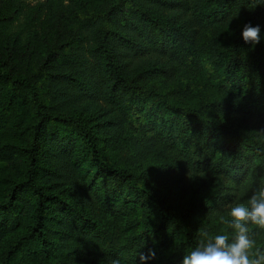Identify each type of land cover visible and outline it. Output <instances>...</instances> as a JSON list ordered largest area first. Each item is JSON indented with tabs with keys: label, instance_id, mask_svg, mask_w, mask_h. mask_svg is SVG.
<instances>
[{
	"label": "trees",
	"instance_id": "obj_1",
	"mask_svg": "<svg viewBox=\"0 0 264 264\" xmlns=\"http://www.w3.org/2000/svg\"><path fill=\"white\" fill-rule=\"evenodd\" d=\"M102 1L103 7H79V22L90 29L83 63L68 58L69 64L54 61L52 67L49 55L31 70L0 65V121H7L10 136L24 141L0 153L1 159L17 158L22 171L20 177L0 176V240L28 216L27 226L0 247V264H142L140 254L150 250L155 258L144 264H181L200 233L221 232L209 214L246 201L264 178V117L255 114L264 116V0ZM254 2L261 5L254 9ZM154 5L185 11L187 19L164 18ZM231 11L239 15L234 28L221 42L203 44L199 28ZM249 23L261 29L259 44L242 37ZM161 56L201 66L216 87L243 96L173 100L149 82L166 72ZM57 60H64L62 54ZM45 87L63 99L102 98L133 127L184 154L177 170L217 178L204 197L178 205L143 172L116 164L85 118L53 109ZM67 155L81 166V188L88 189L77 199L64 194L45 163ZM96 203L106 219L93 211Z\"/></svg>",
	"mask_w": 264,
	"mask_h": 264
},
{
	"label": "rangeland",
	"instance_id": "obj_2",
	"mask_svg": "<svg viewBox=\"0 0 264 264\" xmlns=\"http://www.w3.org/2000/svg\"><path fill=\"white\" fill-rule=\"evenodd\" d=\"M84 3L93 7L97 5L103 7L105 2L102 0H0V65L10 71L31 70L49 55L47 62L52 67L54 61L69 64L68 58H76L83 63L89 57L88 47L91 45L90 29L82 26L77 16L80 4L84 5ZM154 10L160 12L164 18L172 17L177 19L176 21L187 19L185 11L169 12L156 5ZM238 16L236 11H231L209 26L200 27L199 40L203 44L221 42L225 33L236 25ZM52 47H55V54L49 53ZM61 54L64 60L58 61L57 58ZM159 61L166 66V72L152 75L149 82L166 92L173 100L187 104L192 103L199 96L211 97L219 93L232 99L243 96V92L232 93L229 89L216 87L211 75L201 66L186 67L166 59L165 56H161ZM136 63L141 64L140 60H136ZM48 80L46 78L44 82L47 84ZM44 95L49 98L53 109L85 118L97 134L104 152L116 164L143 172L156 190L173 197L180 206H184L191 199L204 197L212 186V179L217 178L211 173L200 174L192 169L177 170L176 164L183 161L184 154L172 147L169 141L155 138L133 127L129 118L120 115L102 98L70 96L68 99H63L65 97H60L57 91L46 87ZM255 114L256 117H264L257 111ZM6 125L7 121L2 118L0 153L4 148H12L24 143L23 140L10 136ZM192 154L190 153V158ZM45 163L51 167L52 174L58 176L60 180L58 187L65 195L70 196L69 198L77 199L76 197L88 193V189L81 188L83 184L85 185L81 166L73 163L70 156H51L45 158ZM20 165L17 158H0V176L7 179L20 177L22 175ZM50 179L52 180L51 176ZM237 200L244 202L241 199ZM235 202L220 207L216 212L212 210L208 218L211 225H215L221 231L227 230L225 221L230 219L227 216L228 208ZM93 211L98 217L107 218L103 216V209L99 208L97 203L93 206ZM27 222L26 215L18 227L7 229L0 240V247L4 246L10 237L22 231L27 226ZM253 236L256 244L261 240L264 241L262 230L254 229ZM258 247L264 249V242L263 247Z\"/></svg>",
	"mask_w": 264,
	"mask_h": 264
},
{
	"label": "clouds",
	"instance_id": "obj_3",
	"mask_svg": "<svg viewBox=\"0 0 264 264\" xmlns=\"http://www.w3.org/2000/svg\"><path fill=\"white\" fill-rule=\"evenodd\" d=\"M261 4L254 2L255 9ZM260 27L245 24L242 37L246 43H260ZM227 230L212 235L205 231L200 233L197 246L184 254L181 264H264V249L257 247L253 229L264 231V178L246 201L237 200L229 205ZM149 258H155V252L140 254L142 264ZM112 264H121L114 259Z\"/></svg>",
	"mask_w": 264,
	"mask_h": 264
}]
</instances>
